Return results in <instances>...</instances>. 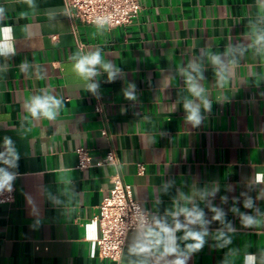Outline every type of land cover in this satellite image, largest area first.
<instances>
[{
  "label": "crops",
  "instance_id": "crops-1",
  "mask_svg": "<svg viewBox=\"0 0 264 264\" xmlns=\"http://www.w3.org/2000/svg\"><path fill=\"white\" fill-rule=\"evenodd\" d=\"M0 10V168L16 189L0 205V264H168L174 257L131 251L136 231L119 262L100 256L94 217L118 173L152 221L172 225L177 207L204 212L208 235L187 264H244L249 254L264 264V0H142L138 19L117 28L75 27L63 0H0ZM97 50L119 69L114 80L100 65L89 80L74 71ZM44 95L61 101L54 120L27 110ZM186 100L201 105L197 126ZM79 149L88 168H78ZM110 151L119 166H98Z\"/></svg>",
  "mask_w": 264,
  "mask_h": 264
},
{
  "label": "clouds",
  "instance_id": "clouds-1",
  "mask_svg": "<svg viewBox=\"0 0 264 264\" xmlns=\"http://www.w3.org/2000/svg\"><path fill=\"white\" fill-rule=\"evenodd\" d=\"M95 23L98 27H103L106 23H108V19L103 17L97 18ZM3 31L5 33H10L11 29L5 28ZM7 51H12L11 46H7ZM213 62L220 63L219 57L214 56ZM97 65L102 66L108 73L109 81L114 80L119 72V69H114L111 64L102 62L98 50L94 53L80 56L76 59V63L73 67L77 74L82 76L85 80H89L98 75L96 68ZM223 80L224 77L221 76V81ZM189 81V92L193 96L200 98L205 110L210 109V102L204 98L203 89L195 83H192L191 78H189ZM87 87L90 91L95 92L98 88V84L90 83ZM134 89L135 85H129V89L125 91V96L128 99H135ZM60 106L61 101L59 99L44 95L43 97H33L31 102L26 107L31 116L34 118L42 116L48 120H54ZM200 107V104L194 103L192 100H186L184 103V109L187 112L186 119L193 126H197L201 123L202 117ZM6 143L10 145L11 141L7 140ZM13 179V174L5 171L3 168H0V190L5 189L6 187L10 190L11 181ZM256 181L258 183H264V173H257ZM214 192L215 189L213 192H205L203 195H214ZM250 206L251 201L246 202L245 207ZM212 210L215 212L213 219L223 222V211L217 208H213ZM170 215L174 219V223L172 225H169L163 220H154L152 223L143 222L141 225L140 236L131 251L141 255H150L153 251H157L161 257H174V259L170 260L168 264H187L189 256L203 248L205 244V237L208 235V231L204 226L208 222L204 219V212L195 206L192 208L177 207L176 211L171 212ZM179 216L184 217V222L176 219V217ZM242 220L246 226H251L256 222L252 216L247 215H242ZM196 225H199L200 229L191 227ZM180 231H183L182 237H178L176 235V233ZM217 239H224V233L221 232ZM178 240L191 242L186 243L184 248L181 249ZM224 242L227 244L230 243V240L224 239ZM244 264H255V257L251 254L247 255L245 257Z\"/></svg>",
  "mask_w": 264,
  "mask_h": 264
},
{
  "label": "built area",
  "instance_id": "built-area-1",
  "mask_svg": "<svg viewBox=\"0 0 264 264\" xmlns=\"http://www.w3.org/2000/svg\"><path fill=\"white\" fill-rule=\"evenodd\" d=\"M66 11L73 22L84 25L97 26V18H107L108 23L103 27L117 28L133 23L142 11V0H63ZM76 27V26H75ZM96 110L102 112L97 106ZM106 134V131L103 132ZM79 169L88 168L91 158L86 149L77 151ZM119 166V160L114 151H110L106 158L98 163ZM146 167L138 164V174H144ZM16 189L11 181V188L0 190V205L13 203ZM94 222L100 227V237L97 247L101 257L119 262L124 253L128 235L132 232L141 233L143 222L152 223L148 213L143 211L139 202L133 196L132 186L126 183L120 173L113 178V187L109 195L99 207V213Z\"/></svg>",
  "mask_w": 264,
  "mask_h": 264
}]
</instances>
